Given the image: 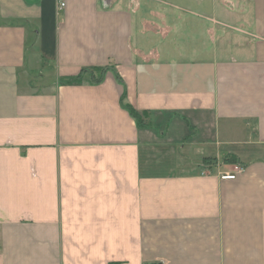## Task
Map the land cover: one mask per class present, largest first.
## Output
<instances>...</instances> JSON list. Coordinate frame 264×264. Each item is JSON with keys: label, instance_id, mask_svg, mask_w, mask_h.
<instances>
[{"label": "crops", "instance_id": "obj_1", "mask_svg": "<svg viewBox=\"0 0 264 264\" xmlns=\"http://www.w3.org/2000/svg\"><path fill=\"white\" fill-rule=\"evenodd\" d=\"M60 1L0 0V264H264V0Z\"/></svg>", "mask_w": 264, "mask_h": 264}, {"label": "trees", "instance_id": "obj_2", "mask_svg": "<svg viewBox=\"0 0 264 264\" xmlns=\"http://www.w3.org/2000/svg\"><path fill=\"white\" fill-rule=\"evenodd\" d=\"M92 72H93V70L89 73V72H87V69H83L78 75L67 78L66 83H68V84L69 83H82L84 81V79L87 77V74H89L88 77L91 81L98 82V81H100V79L103 78L102 73L100 74V76H97L94 78V75L92 74ZM124 106H125V108H127L129 110L131 115H133L137 119L138 123L140 124L143 120L141 114L129 103H124Z\"/></svg>", "mask_w": 264, "mask_h": 264}, {"label": "built area", "instance_id": "obj_3", "mask_svg": "<svg viewBox=\"0 0 264 264\" xmlns=\"http://www.w3.org/2000/svg\"><path fill=\"white\" fill-rule=\"evenodd\" d=\"M65 6H66V2L64 0H61L59 2V9L63 10ZM243 171H245V166L241 164H236L234 165V168L232 171L222 174L221 177L223 179H235L238 176V174Z\"/></svg>", "mask_w": 264, "mask_h": 264}, {"label": "rangeland", "instance_id": "obj_4", "mask_svg": "<svg viewBox=\"0 0 264 264\" xmlns=\"http://www.w3.org/2000/svg\"><path fill=\"white\" fill-rule=\"evenodd\" d=\"M93 70L92 74L94 75V78L97 77V76H100V74L103 72L102 69H91V71ZM89 71V69H87V72H91Z\"/></svg>", "mask_w": 264, "mask_h": 264}]
</instances>
